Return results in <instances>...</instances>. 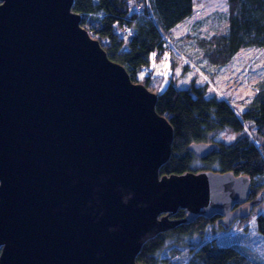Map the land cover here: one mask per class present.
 Segmentation results:
<instances>
[{"label":"water","instance_id":"obj_1","mask_svg":"<svg viewBox=\"0 0 264 264\" xmlns=\"http://www.w3.org/2000/svg\"><path fill=\"white\" fill-rule=\"evenodd\" d=\"M74 3L0 0V264H145L160 233L247 217L249 176L161 174L174 127L158 94L110 59Z\"/></svg>","mask_w":264,"mask_h":264},{"label":"trees","instance_id":"obj_2","mask_svg":"<svg viewBox=\"0 0 264 264\" xmlns=\"http://www.w3.org/2000/svg\"><path fill=\"white\" fill-rule=\"evenodd\" d=\"M195 2L75 0L74 10L82 15V25L100 41L110 59L126 67L134 81L152 90L153 76L147 75L140 81L137 74L143 67L150 66L153 53L159 60L167 52L170 41L167 37L174 42L171 30L194 13ZM132 4L135 5L133 10ZM224 16L227 17L226 30L199 41L210 67L228 65L241 49L264 48V0H227ZM156 110L174 127L172 156L161 168V174L211 170L249 176V202L253 205L247 217L238 219L240 222L247 220V223L254 221L252 225L238 223L239 231L248 232L250 228V232H257L259 238L264 239V212L255 213L264 205V76L255 82L254 94L241 111L236 110L228 97L217 92L208 94L205 83L191 82L188 87L181 88L175 85L174 79L158 94ZM227 127L238 133L235 140L211 139L213 133ZM200 142L214 145L205 157H198L189 149L192 143ZM198 161L201 167H196ZM185 216L186 211L180 209L174 217ZM220 218L218 215L198 217L191 223L158 234L144 244L137 261L160 264L159 252L168 240L174 239L177 246L162 264H176L172 259L181 254L179 246L189 249L187 264H259L250 257L249 249L246 252L235 246L219 245L217 234L199 243L185 242L186 237L205 231ZM218 228L223 230L222 235L231 230L221 223Z\"/></svg>","mask_w":264,"mask_h":264},{"label":"rangeland","instance_id":"obj_3","mask_svg":"<svg viewBox=\"0 0 264 264\" xmlns=\"http://www.w3.org/2000/svg\"><path fill=\"white\" fill-rule=\"evenodd\" d=\"M132 5L133 10L135 5ZM225 13H227V0H196L194 13L170 32L175 43L167 37L170 40L167 52L159 60L153 53L150 66L143 67L138 72L137 79L141 81L147 75L153 76L152 91L156 94L162 93L172 79L175 80V85L181 88L188 87L191 82L197 85L205 83L208 94L217 92L228 97L236 110H243L247 101L254 94L255 82L264 76V48L241 49L228 65L220 68L210 67L204 50L199 47V41L202 37L226 30L227 17L224 16ZM237 135L236 131L227 127L213 133L211 139L231 142ZM196 167H201L199 161L196 162ZM262 210L264 212V205L257 208L255 213ZM235 220L231 225L226 226V229H231L227 234L222 235L223 230H219L220 223L218 222L208 226L205 231L195 233L193 237H186L184 240L190 244L199 243L217 234L219 245L235 246L246 252L249 249L250 257L257 263L264 264V239L259 238L257 232H250V226H248V232L239 231L238 223L241 226L248 223V225H252L254 220L248 223L247 220L244 222H240L238 218ZM175 246L177 243L174 239L167 241L166 247L158 254L161 259L160 264L165 257L171 256ZM179 247L182 252L173 257L172 261L176 264H187L189 249L183 246Z\"/></svg>","mask_w":264,"mask_h":264}]
</instances>
